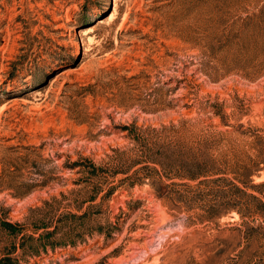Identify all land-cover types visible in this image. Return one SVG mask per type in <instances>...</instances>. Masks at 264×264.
<instances>
[{
  "label": "rangeland",
  "instance_id": "1",
  "mask_svg": "<svg viewBox=\"0 0 264 264\" xmlns=\"http://www.w3.org/2000/svg\"><path fill=\"white\" fill-rule=\"evenodd\" d=\"M184 118L264 129V0H0V256L50 212L108 204L126 212L119 230L106 234V215L89 209L82 236L40 247L25 264H264L257 199L212 212L209 184L159 195L130 152L112 161L125 172L89 177L68 166L132 148L124 125ZM222 136L216 157L236 171L226 176L264 193V136ZM244 163L250 176L238 174Z\"/></svg>",
  "mask_w": 264,
  "mask_h": 264
},
{
  "label": "trees",
  "instance_id": "2",
  "mask_svg": "<svg viewBox=\"0 0 264 264\" xmlns=\"http://www.w3.org/2000/svg\"><path fill=\"white\" fill-rule=\"evenodd\" d=\"M228 127L221 129L215 124H203L202 121L191 118H184L177 123L169 125L144 129H140L137 126L129 127L128 125H124L122 129L128 130V134H130L132 141H134L132 148L128 150L118 147L111 148L114 155L108 156L109 160L103 164H96L92 160H87L88 163L78 160L69 163L68 166L70 168L78 167L80 168L79 171L89 173V177H96V175H99V171L108 169L109 167L114 168V172H118V170L125 172L128 166L117 167L122 165H115L116 163L112 161L119 159V154H126V160L129 159V156L134 155L136 159L133 163H141V166L137 169L138 172H143L141 173V177L150 180V184L159 195L171 192L170 190L166 191L170 186H186L188 188L186 190H193V188L209 184L210 188L207 191L215 193L216 204L214 205H218L215 208L212 207L211 211H221L219 207H223L224 205L229 206V208L242 205L246 209L248 208V202L242 201L243 197L255 198L261 205H264L263 191L257 190L258 195H260L258 196L252 192L255 185L247 184L236 175L231 177L237 179L242 184L239 185L232 182L230 180L231 177L228 178L226 174L236 171L229 166V163L220 164L216 157L217 153H215L216 146L221 142L223 133H233L262 141L264 129L251 123L245 124L243 122L229 124ZM126 152H130L132 155ZM261 152L263 151L260 150ZM237 166L240 169L238 171L240 175L250 176V171L253 170L251 167L253 165L251 164L244 163L243 165L237 164ZM165 179L170 180L164 182L163 180ZM191 181L196 182L191 184L189 183ZM218 181H229L231 186L228 189L220 187L216 185ZM98 183H93L91 187L98 189ZM257 185H264V183ZM113 188L110 187L109 189L111 190L107 194L112 192ZM167 195L168 199L171 198V195ZM50 205L51 203L48 206ZM51 208V211L55 209L54 207ZM89 209L90 212H93L91 216L98 212L106 215L108 226H106V231H104L106 234L111 233L114 229L119 230V225L126 215L122 207H119L120 212L117 215H112V209L108 204L104 206L102 204L91 205ZM89 209L79 214L68 211L64 213L65 216L56 217L54 220L51 219L52 213L50 212L49 216L46 217L48 220L44 221V217L42 224L35 226L29 234H22L19 238L21 239L20 241H18L19 239L12 238L11 247L0 256V264H25L27 261L25 256L38 253L40 247L45 249L46 246H55L57 242H61L60 240L71 241L76 235L82 236L84 233L81 230L86 228L85 222L86 217L90 215H88ZM111 216L115 217V219L110 220ZM2 223L4 229L13 234V237L17 236L20 230L19 226L17 227L16 224L7 220L2 221ZM95 228L100 232L104 230L101 224H97ZM15 239L16 241H14ZM17 249H20L19 253L13 255Z\"/></svg>",
  "mask_w": 264,
  "mask_h": 264
}]
</instances>
